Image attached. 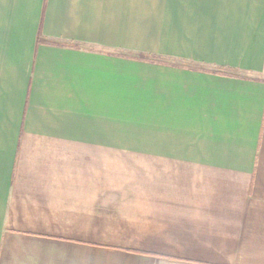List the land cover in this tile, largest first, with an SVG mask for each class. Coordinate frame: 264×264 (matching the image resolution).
Listing matches in <instances>:
<instances>
[{
  "label": "crops",
  "instance_id": "obj_1",
  "mask_svg": "<svg viewBox=\"0 0 264 264\" xmlns=\"http://www.w3.org/2000/svg\"><path fill=\"white\" fill-rule=\"evenodd\" d=\"M0 264H264V0H0Z\"/></svg>",
  "mask_w": 264,
  "mask_h": 264
},
{
  "label": "rangeland",
  "instance_id": "obj_2",
  "mask_svg": "<svg viewBox=\"0 0 264 264\" xmlns=\"http://www.w3.org/2000/svg\"><path fill=\"white\" fill-rule=\"evenodd\" d=\"M139 108V107H137ZM144 108V107H143ZM147 116V114H144ZM150 115V114H149ZM141 116H143L142 114L140 113H132V120H131V135L132 136H138L139 133H140V120H141ZM152 116H154V114H152ZM150 121V119L148 120ZM134 164V162H133Z\"/></svg>",
  "mask_w": 264,
  "mask_h": 264
},
{
  "label": "trees",
  "instance_id": "obj_3",
  "mask_svg": "<svg viewBox=\"0 0 264 264\" xmlns=\"http://www.w3.org/2000/svg\"><path fill=\"white\" fill-rule=\"evenodd\" d=\"M130 57L137 59V60H144V61L149 60L151 62H157L158 61L155 56L137 55V56H130Z\"/></svg>",
  "mask_w": 264,
  "mask_h": 264
}]
</instances>
